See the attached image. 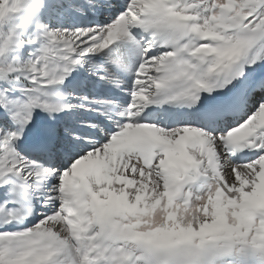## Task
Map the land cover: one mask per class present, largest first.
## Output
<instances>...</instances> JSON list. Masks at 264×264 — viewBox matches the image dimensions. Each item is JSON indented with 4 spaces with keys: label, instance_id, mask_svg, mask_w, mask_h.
<instances>
[{
    "label": "snow or ice",
    "instance_id": "obj_1",
    "mask_svg": "<svg viewBox=\"0 0 264 264\" xmlns=\"http://www.w3.org/2000/svg\"><path fill=\"white\" fill-rule=\"evenodd\" d=\"M0 264H264V0H0Z\"/></svg>",
    "mask_w": 264,
    "mask_h": 264
}]
</instances>
